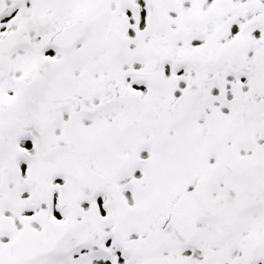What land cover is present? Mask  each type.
Masks as SVG:
<instances>
[{
  "label": "snow or ice",
  "instance_id": "snow-or-ice-1",
  "mask_svg": "<svg viewBox=\"0 0 264 264\" xmlns=\"http://www.w3.org/2000/svg\"><path fill=\"white\" fill-rule=\"evenodd\" d=\"M0 264H264V0H0Z\"/></svg>",
  "mask_w": 264,
  "mask_h": 264
}]
</instances>
